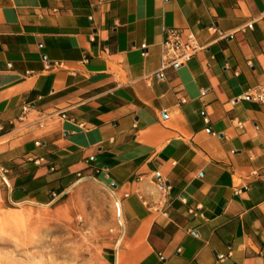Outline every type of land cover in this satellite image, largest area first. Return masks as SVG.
Segmentation results:
<instances>
[{
	"label": "crops",
	"instance_id": "1",
	"mask_svg": "<svg viewBox=\"0 0 264 264\" xmlns=\"http://www.w3.org/2000/svg\"><path fill=\"white\" fill-rule=\"evenodd\" d=\"M167 28L202 48L162 67ZM260 91L264 0H0L2 205L93 180L109 264H264Z\"/></svg>",
	"mask_w": 264,
	"mask_h": 264
},
{
	"label": "rangeland",
	"instance_id": "2",
	"mask_svg": "<svg viewBox=\"0 0 264 264\" xmlns=\"http://www.w3.org/2000/svg\"><path fill=\"white\" fill-rule=\"evenodd\" d=\"M117 208L93 180L49 205H0V264H109L105 251L121 228Z\"/></svg>",
	"mask_w": 264,
	"mask_h": 264
},
{
	"label": "built area",
	"instance_id": "3",
	"mask_svg": "<svg viewBox=\"0 0 264 264\" xmlns=\"http://www.w3.org/2000/svg\"><path fill=\"white\" fill-rule=\"evenodd\" d=\"M247 27L251 28L252 23H248ZM142 48H145V46H142ZM201 48L202 46L191 31L181 28H167L163 31L162 67L182 65ZM255 96L258 100L264 102V91L256 92ZM60 115L65 117L64 112H60ZM157 186L162 191L169 189L168 184L161 179H157ZM10 191L11 186L3 168L0 167V205L5 202L7 193H10ZM16 204L20 203L12 202V205ZM219 258H222V256H219Z\"/></svg>",
	"mask_w": 264,
	"mask_h": 264
},
{
	"label": "bare ground",
	"instance_id": "4",
	"mask_svg": "<svg viewBox=\"0 0 264 264\" xmlns=\"http://www.w3.org/2000/svg\"><path fill=\"white\" fill-rule=\"evenodd\" d=\"M108 189V188H107ZM112 192V191H111ZM116 201V207H118L117 208V212H118V215L117 216H119V219H120V210H119V204H118V201H117V199L115 200ZM119 221V220H118ZM120 223V222H119Z\"/></svg>",
	"mask_w": 264,
	"mask_h": 264
}]
</instances>
